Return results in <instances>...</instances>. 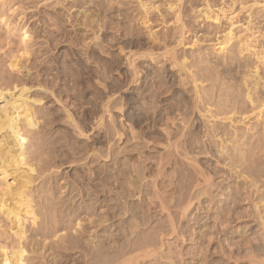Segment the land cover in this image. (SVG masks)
<instances>
[{
    "label": "bare ground",
    "instance_id": "1",
    "mask_svg": "<svg viewBox=\"0 0 264 264\" xmlns=\"http://www.w3.org/2000/svg\"><path fill=\"white\" fill-rule=\"evenodd\" d=\"M136 1L139 4L137 14L140 17L139 24H143L144 27L135 36L133 33L134 29L125 23H129V21L135 22L137 20L136 17L129 16L128 13L117 14V12V18H115L116 9L112 6V3V5H108L104 0H52V2L47 4L52 9L40 8L39 12L42 15L39 14L40 19L38 20H40L42 25L38 24V26L42 28L43 24H46L51 30L48 34L49 38L46 39V42L51 47L46 48L47 53L52 49H56L61 42H68L71 45L64 54L65 58L57 59L54 56H50L47 59H41V61H38L39 63L36 62L37 65L31 63L32 60H29L32 65H35V68L46 63L47 65L45 64L44 67H46L47 71H44V68V73L43 71L41 72L46 77L41 76V73L39 75L33 73L34 76L32 77V70L28 67L30 64L27 66L21 64L19 66L21 61L19 60V62L17 58L16 61L19 63L8 60L11 71H18L16 75L10 71V73L8 71L3 73L4 69L1 71L3 66L1 67L0 65V72H2V74L0 73V80H4L6 83L5 85L4 81H1L0 99L5 98L4 93L7 92V90L3 91L5 90L4 88L2 90V86H10L9 88L13 86L12 89L15 90L21 85L20 91L17 92V94L20 93L19 95L10 99L9 101L11 102H7L3 106L0 105L4 112V114L2 113L3 115H0V132L6 129L7 135L11 138L10 143H12L7 155L5 151L8 148L4 150L6 143L0 144V158H2L3 163L7 162V165H11L12 168L14 166L18 171L21 170V167L18 166L19 164L26 166V169L22 171V180L19 181L20 179H18L17 181V178H19L17 176L15 178L19 182L15 190L10 191V187L13 186L14 188V184L10 186L8 182L9 185H5L7 187L10 186L8 187L9 190L6 188V190H2L3 192L0 191V212H3L5 217L12 222V230L15 229L13 233L10 231L9 233L8 229L6 231L4 227L2 230L3 227L0 226V252H2L4 264H181L182 262L186 264L187 259L184 256L190 253L193 254L192 258H196L198 254H201L202 258L208 259L213 254L212 252L208 254L212 249L210 248L212 240V246L215 245L218 252L227 255L230 260L234 259L235 264H264V215H262L264 191L258 193L256 197L253 195L255 192H260V187L256 186L253 179L260 180V173L264 169L260 168V160L257 158L259 150L262 149L264 133H249L248 131L246 134H241L237 128L232 133L227 131L228 129L224 128L222 130L219 127V124H223V121L224 124L228 121L227 126L228 123L232 126L234 125L236 117L233 116L239 110H243L241 107L243 102H240V100H243L242 98L240 99L241 91L245 92L246 99L249 101L248 104H251L253 111H256L257 117L264 119L263 88L260 91L258 88L261 85L257 87L258 81L263 77L259 76L260 73L258 72V74L255 71L254 78L256 80L253 83L254 85L251 83L253 87H250L249 83L247 84V80L249 77L252 79L251 77L253 76H248V71V74L243 77L244 82L242 81L245 91L236 90V93L231 96L228 93V96V94L226 95L227 92L223 93V90L227 91L228 84L225 85L228 86L226 87L227 89H223L221 92L224 95L221 96L220 94L221 97H228L222 98L218 102H213V100L211 102V99H206L203 94L206 93L209 96L217 91L218 87H215L216 85H214L215 82L213 81H216V78L211 77L212 74L206 68L202 69L204 73L199 71L201 73V77H199V74L192 70L194 66L192 67V63L189 62V56L181 50L185 46L186 35V26L183 23L184 20H182L181 14L184 6L189 3L197 8L195 6L197 1ZM35 2L37 3L38 1ZM205 6H209V4ZM203 9L205 10V8ZM123 11L125 12L126 10ZM166 12L175 13L177 21L180 22L179 32L176 36L178 37L177 45L171 48H169L168 43L171 41L170 35L165 32L168 35L164 33L165 36L163 34L162 36L164 37L160 36V38L158 33L152 32L154 30H152L150 25V21L154 20L153 17L165 18ZM202 14L204 15L203 12ZM205 15L207 19L211 16L206 11ZM120 17H122V20L119 19ZM217 17L219 18L218 15ZM38 20L34 22L35 25ZM32 30H35L33 32L37 34L41 33L42 29L38 30L36 27ZM143 30H146V33L143 34ZM119 32L120 36L117 35ZM145 35H148V38ZM37 36L39 37V35ZM31 37L32 35L26 29L22 39L26 41V38L31 39ZM229 38L224 39V42L222 41L221 50L227 49V45L230 42ZM162 41L164 43V51L157 53L155 50L158 45H161ZM133 48H136L137 51H132ZM158 48L160 47L158 46ZM24 50L27 51L26 49ZM23 53L25 52L23 51ZM29 53H32L31 49ZM23 55L25 56L26 54ZM160 58L162 62L159 61ZM230 58H232L231 55ZM163 62H168L170 69L167 70ZM49 63L51 64L49 65ZM161 63L163 64L160 66L159 64ZM8 64L6 65L8 66ZM32 65L30 66L32 67ZM20 68H23L24 71L21 72L22 69ZM145 69H149L151 72L154 71L151 73L147 70V72L151 75L154 74L160 80L157 79L160 85H154L155 88L151 86L153 88L151 90L147 88L146 90L150 91H148V97L145 95L146 99L150 97L148 101L151 100L153 104L152 106L146 103L149 105L148 109L150 105V109L152 107L161 108L159 113L156 112L155 114L154 112L155 116L153 118V114L151 115L152 119L148 116L145 117L146 122L147 119L153 120L152 122L148 120V122H150V125L151 123L153 124L151 127L154 130L147 131V128L145 131L142 130L146 138L144 146L146 148L150 147V150L154 147L152 151L157 148L156 154L148 151V148L146 149L148 152L142 151L141 146L143 145L139 141H137L138 143L135 142V139L138 140L139 134L142 132L137 134L134 128H137L136 126L141 125L145 120L138 115V117L135 116L132 119V112L129 113L128 109H123L128 104V99L133 95L129 96L130 98L127 99L128 101L125 105V102L122 105L119 101L126 90L132 86L134 87L133 90H135V87L143 82L140 81L143 71L146 72ZM172 69L176 70L179 78L176 84L179 83L182 89L185 90L184 92L188 90L189 95L186 98L185 94L180 92V102H175L171 99L174 102L169 101L167 106L161 105L162 107H160L159 103L163 101H158L161 98L160 95L165 93L163 92L167 86L165 84L173 81L172 77L174 76L170 77L168 73ZM53 71L56 72L53 73ZM19 72L22 75H18ZM224 73V71H217L219 79ZM230 74L227 75L229 76ZM13 75L19 77L15 78ZM149 77L153 79L152 76ZM231 78L232 80L237 79L235 75L231 76ZM200 80L203 84L204 81H210L209 84L213 82L212 88L205 90V86H200ZM30 81H35L37 87L41 90L40 92L36 90L37 93L34 96H28L30 95L28 92L30 93V90L34 88V84L28 87ZM62 82L64 83L62 84ZM259 83L261 84V82ZM187 85L192 86L191 88L193 89L190 90ZM99 86L101 90L97 89ZM162 86H164V89L160 91ZM219 88L222 89L224 87ZM167 89L170 90L168 87ZM202 89L205 93H202ZM220 89L218 90L221 91ZM165 91L167 90L165 89ZM170 91H167V94ZM11 94L12 92L9 95ZM137 94L141 96L139 99L144 98V101V94L147 93L140 88ZM177 95L180 97L179 94ZM212 96L214 97V95ZM50 97L53 98V102L56 104L53 110L50 108L44 110L46 105L37 107L40 103H43L44 98L48 99ZM63 97L73 99L72 102L69 100L71 107L72 105L74 107L73 111L67 106L69 103V101L68 103L66 102L68 98L64 100ZM158 97L160 98L158 99ZM122 100L121 102H123ZM143 101L142 105H146L144 102L147 101ZM85 103L92 104L90 105V110L85 111V109L80 112L77 107H83ZM138 104H141V102ZM245 107L247 106L245 105ZM45 108L47 109V107ZM148 111L145 112L149 115ZM122 117L125 119L123 118V120ZM42 118L43 120L40 122ZM125 121L130 122L132 125L134 124V127L130 126V124H128V127ZM37 126L39 129L37 128L38 132H35L34 130L36 129L33 130V128ZM55 127H58L57 129L61 132L59 135L51 133ZM200 127H204V135L203 132H198ZM101 130H103V138L97 139L95 138L96 136H93L92 144L84 142L81 145L83 138L91 141V136L95 132L100 134ZM138 130L139 128H137ZM40 131L43 132L42 136L38 134ZM29 133L32 134L29 139L37 136L39 141L37 144L34 143L33 139H31L33 141L32 145L27 144ZM201 133L202 135H200ZM47 134H49V138L46 137ZM258 134L260 136H257ZM7 135L5 134V136ZM246 135L248 137L247 141H242L241 143V138ZM205 136L210 140V143L203 142ZM253 136H257L255 141H253L255 138ZM122 138L134 140L132 142L137 144H130L134 145L138 151H123V156H120L122 151L118 152L120 150H116L115 145L120 143ZM3 141L0 143H3ZM236 144L237 147L232 150V146ZM45 145L47 146L46 148ZM34 146L36 147L34 149L35 152L33 151L35 154L29 152V149ZM16 147L17 149L13 150ZM121 148L119 147V149ZM37 149L38 151L40 150L42 155L43 153L46 154L47 158L46 160L43 159L44 161L42 160L43 164H45V161L49 162L48 160H57V157H61L58 160H62V162L64 160L62 158H65L67 160L64 161L65 163L70 160L75 163L83 159L87 161L85 159L90 157L89 161L97 164L94 163L95 166L93 165L94 167L91 169L87 167L90 170L89 174V170L85 168L87 172L84 171L83 165V168L80 169L81 163L80 165L78 163L79 168L76 165V172L74 171V174H70L74 175V178L71 177L73 178L72 183L65 181L64 186L62 185L61 187H58L59 179L63 177L59 176L61 174L60 171L57 170L59 172L58 175V172L55 174L54 170L51 173L52 175L54 174L52 176L51 174L48 175L47 172L51 168L53 169L52 166L48 167L43 164L40 167L36 166L39 169L40 178H42L44 173L53 178V181H51L53 185L48 188L46 187L48 177L45 181L40 180L41 182L39 183L44 184L42 185L43 187H40L42 188L40 192L42 191L43 194L46 188V192L49 191L48 194L45 193L46 195H43V198L47 196L45 198L48 201L44 202V200L41 202L35 199L34 195L37 192L34 194L35 191L32 186L33 180H37L32 175V172L37 170L33 166L37 162L33 163L32 158L34 157L31 155H37ZM125 149L126 147L122 150ZM217 153L221 156L219 155L218 157ZM203 154H210L212 157L217 156V158L212 163L211 161L210 163L202 162L200 158ZM43 156L42 158L45 157ZM28 157L33 164H28ZM37 158L41 159V157ZM38 163H40V160H38ZM90 164L92 165L93 163L90 162ZM48 165L50 164L48 163ZM52 165H55V163ZM224 166L227 168L225 169ZM2 168L4 167L2 166ZM4 169H2V174L4 179L7 180L9 172L7 173L8 170ZM10 172L14 171L10 170ZM17 173L21 176L19 172ZM65 180H68V178ZM4 182L6 181L4 180ZM66 186L69 188L68 192L65 195H60V188H66ZM250 187H255V189L250 192L248 191ZM35 190L37 191V189ZM74 191L78 192L74 193ZM82 192L83 194L80 196L79 194ZM5 195L8 198L9 195L11 198L13 196V205L7 204L10 198L8 200L5 199ZM78 196L83 199L79 204L76 200ZM81 199L79 198V200ZM245 202L250 205L249 208L244 206ZM48 211L51 213L50 216L45 215ZM202 214H205L208 218L206 221H203L204 217H201ZM253 214H255L253 219H260L259 230L251 232L255 233V236H243L241 240L232 242L236 246L235 250H230L228 253L224 241L217 239V237L216 239L213 238L215 230L220 228L221 231L226 232L227 240L232 238L233 234H228L232 223L235 220L250 217ZM209 219L214 220V225L209 226ZM192 221L193 224H201L200 229L205 228L202 232L205 238H208L207 244L202 242V237H199L198 234L195 233L194 235L191 230ZM27 222H30L32 228H29L30 224L28 225L29 227H26ZM188 233L189 235H187ZM12 237L13 240L10 241V244H13L14 249L8 251L6 240H10ZM197 238H199V241L196 240ZM174 239L180 240L182 243L189 239L191 247L186 249L187 245H185L182 250H178L180 243H172L171 241ZM256 239L261 240L262 244H253ZM239 244L241 246L250 244L251 250L243 253V251H240L241 247L238 246ZM77 253L79 255L75 257L74 255ZM48 257L52 262H49ZM51 257L52 259H50Z\"/></svg>",
    "mask_w": 264,
    "mask_h": 264
},
{
    "label": "rangeland",
    "instance_id": "2",
    "mask_svg": "<svg viewBox=\"0 0 264 264\" xmlns=\"http://www.w3.org/2000/svg\"><path fill=\"white\" fill-rule=\"evenodd\" d=\"M35 1H38L37 3L35 2ZM193 1H197L196 2V4L198 3V5H199V7H198V5H196L195 4V2H193L194 4H195V6L197 7V8H195L194 7V5H190V3L188 4V5H186V6H184V9H183V11H182V14H181V18H182V20H184V22L183 23H185V26H186V29H185V31H186V35H185V46L183 47V48H181V50L182 51H184L188 56H189V62H191L192 63V70L193 71H196L198 74H199V77H201V73H199V71L200 72H202V69H204V68H206L207 70H209L210 71V74H212V76L211 77H213L214 79L216 78V81L215 80H213L215 83H214V85H216L215 87L217 88V93L215 94H212V95H214V97L212 96V95H207L206 93H205V91H203V89H202V93L204 92L205 94H203V95H205V97H206V99H211L210 101L212 102V100H213V102L215 101H217L218 102V100H221L222 98H226V97H228L229 96V94H230V96L232 95V94H234V93H236V90H243V91H245V89H244V84H243V77L246 75V74H248V71H249V74H248V76L249 75H252L253 77H251L252 79H250V77L248 78V82H247V84L249 83V85H250V87H253L252 86V84L254 83V81L256 80L255 78H254V75H255V71L259 74V76H261V77H263L264 78V0H206L207 2L205 3V0H193ZM204 1V2H203ZM50 2H52V0H48V1H46V0H0V65H1V71H3V69H4V71H3V73H5V72H11L12 74L13 73H15V75H16V73L18 72H16V71H11V68H9V64L8 63H10L9 61H15V62H18L19 60L21 61H19L20 62V64H19V66L22 64V65H28V64H30V65H32L31 63H33V64H36L37 65V63L36 62H38V61H41V59H47L48 57H50V56H54L55 58H57V59H63V58H65L64 57V54H65V52H67V50H68V48L69 47H71V45L68 43V42H61L59 45H58V47L56 48V49H52L49 53H47V49L48 48H51L50 46H49V44L46 42V39H48L49 37H48V34H49V32L51 31L50 30V28L46 25V24H43V26H42V28L41 27H39L38 26V24H40V25H42L41 23H40V20H38V19H40V15L39 14H41L42 15V13H40L39 12V10H40V8H47V9H52L51 7H49L47 4L48 3H50ZM104 2L106 3V4H108V5H110L111 3L113 4H111L113 7H115V15H114V17L115 18H117V14H124V13H128L129 14V16L131 15V16H134V17H136V19L137 20H135V22H130L129 21V23H125L127 26L129 25L130 27H132V29H134V35L136 36V33L139 31V30H142L143 29V27H144V25L143 24H139V20H140V17H139V15H137L138 14V8H139V4H138V2L136 1V0H104ZM46 4V5H45ZM208 5L209 4V6H205V5ZM202 5H203V7H202ZM193 8H192V7ZM205 6V7H204ZM186 7V8H185ZM211 7V8H210ZM202 8V9H201ZM203 8H205V10L203 9ZM206 8H208V10H206ZM210 8V9H209ZM186 9V10H185ZM201 9V10H200ZM211 9H212V11H211ZM118 10V11H117ZM122 12H121V11ZM123 10H126L125 12L123 11ZM199 10V11H198ZM222 10V11H221ZM205 11L209 14V16L211 17V19H210V17L207 19V17H206V15H205ZM118 12V13H117ZM201 12V13H200ZM202 12L204 13V15L202 14ZM211 12V13H210ZM117 13V14H116ZM38 14V15H37ZM166 14V17L165 18H162V17H153L154 18V20H153V18H152V22L150 21V25L152 26L151 28H152V30H154V31H152V32H156V33H158V36L160 37V36H162L165 32L166 33H168L169 35H170V37H171V41H169L168 43H169V48H171V47H174L175 45H177L176 43H177V40H178V37H176L177 36V34H178V32H179V28H180V22L179 21H177V15L175 14V13H172V12H166L165 13ZM36 15V16H35ZM137 15V16H136ZM175 15H176V17H175ZM217 15L219 16V18L217 17ZM139 17V18H138ZM214 18V19H213ZM120 20H122V17H120L119 18ZM164 19V20H163ZM218 19H220V20H217ZM36 20H38V23L35 25V21ZM123 21H125V20H123ZM9 26V27H8ZM19 27V28H18ZM23 27H24V29H23ZM38 28V30H41V33H34L35 32V30H32L33 28ZM8 28H10L9 30L11 31H9L8 30ZM15 30H14V29ZM44 28V29H43ZM142 28V29H141ZM28 30V33L29 34H31L32 35V37H31V39H28V38H26V41L25 40H23L22 38H23V34H24V31L25 30ZM69 29H71V28H69ZM14 30V31H13ZM47 30V31H46ZM23 31V32H22ZM34 31V32H33ZM42 31H46V32H42ZM30 32H32V33H30ZM142 32V31H141ZM143 34L144 33H146V30H143V32H142ZM141 33V34H142ZM165 33V34H166ZM36 34V35H35ZM165 34H164V36H165ZM168 34H166V35H168ZM228 34H230V35H228ZM37 35H39V37L37 36ZM44 35V36H43ZM47 37H46V36ZM117 35L118 36H120V32L119 33H117ZM164 36H162V38L164 37ZM232 38H231V37ZM46 37V38H45ZM145 37H147L148 38V35H145ZM229 38V40H230V42L228 43V45H229V48H228V45H227V49H225V50H221L220 48H221V45H222V41L224 42V39L225 38ZM161 38V37H160ZM226 38V39H227ZM28 39V40H27ZM225 39V40H226ZM176 41V42H175ZM8 42H9V44H8ZM197 42V43H196ZM7 43V44H6ZM48 44V45H47ZM250 44V45H249ZM26 45V46H25ZM163 45H164V43H163V41L161 42V45H158L160 48H162V49H160V48H158V46H157V48H156V50L155 51H157V53L159 52V53H161V51H164V48H163ZM171 45V46H170ZM29 46V47H28ZM47 46H49V47H47ZM246 46V47H245ZM249 46V47H248ZM25 47V48H24ZM26 47H28V48H26ZM248 47V48H247ZM26 49L27 51H25L24 49ZM44 48V49H43ZM47 48V49H46ZM245 50H243V49ZM30 49H31V52L32 53H29L30 52ZM77 50H79V49H77ZM23 51L25 52V53H23ZM132 51H134V52H136L137 51V49L136 48H133L132 49ZM229 51V52H228ZM242 51V52H241ZM116 53H117V51H115ZM258 53V54H257ZM23 54H26L25 56L23 55ZM21 55V56H20ZM22 55H23V57H22ZM30 55V56H29ZM230 55L232 56V58H230ZM18 56V57H17ZM15 57V58H14ZM234 57V58H233ZM6 58H7V60H6ZM16 58L18 59V61H16ZM20 58V59H19ZM29 58V59H28ZM40 58V59H39ZM23 59V60H22ZM39 59V60H38ZM3 60V61H2ZM9 60V61H8ZM27 60V61H26ZM31 61V63H30V61ZM36 60V61H35ZM11 61V62H12ZM159 61H161V58L159 59ZM18 62V63H19ZM162 62V61H161ZM23 63H25V64H23ZM39 63V62H38ZM164 63V62H163ZM163 63H161V64H159L160 66L163 64ZM2 64H4V65H2ZM6 64H8V66L6 65ZM45 64L46 63H44V64H42V66H37L38 68H35V65H32V67H34V68H32L30 65H28V67H29V69L30 70H32L31 71V73H32V77L34 76V74L35 75H39L42 71H43V69L45 68V70L44 71H47V69H46V67H44L45 66ZM51 63H49V65H50ZM47 65V64H46ZM164 66L166 67V69L168 70V69H170V66H169V64H168V62L167 63H164ZM6 67V68H5ZM32 69H31V68ZM228 67V68H227ZM8 68V69H7ZM150 68V67H149ZM20 69H22V71L21 70H19V71H21V72H23L24 71V69L23 68H20ZM39 70V72H38V70ZM225 69H226V71H225ZM231 70V71H229V70ZM41 70V71H40ZM146 70V72L145 71H143V75H142V78H141V81L140 82H142L139 86H140V88L141 89H143V90H145V93H147V94H144V96L146 95L147 97H148V94H149V92L148 91H150L151 89H153L151 86H153L154 88H155V86L157 85V86H159L160 85V82L158 83V81H157V79L159 80V78L158 77H155L154 76V74H150L149 72H151L149 69H145ZM147 70L149 71V72H147ZM221 70V71H220ZM44 71H43V73H44ZM217 71H219V72H225L224 73V75H220L221 77H220V79H219V74L217 75ZM227 71H229L228 73H227ZM232 71H233V73H232ZM9 72V73H10ZM21 72H19L18 73V75H20L21 74ZM56 71H53V73H55ZM154 71H152L151 73H153ZM253 72H254V74H253ZM1 74H2V72H0ZM34 73V74H33ZM43 73H41L40 75L41 76H44V77H46ZM145 73H147V74H145ZM168 73H169V75H170V77H172V76H174V77H172V79H173V81H174V79H176L175 80V82H169L168 84H165V85H167L166 87H165V89L167 90V91H170V93L168 92V94H167V91H165V89H164V86H162L161 87V89H160V91L161 90H163V92H165L164 93V95H163V97H162V95H160V97H158V99L160 98V100L158 101V102H160V101H163V102H160L158 105L160 106V107H162V106H167L169 103H167V102H169V101H175V102H180L181 101V95H180V92L181 93H183V94H185V96H186V98H188V95H189V92H184L185 90L184 89H182V86L179 84H176V82H177V80L179 79L178 78V75H177V72H176V70L175 69H172V70H170V71H168ZM175 75H174V74ZM202 73H204V71L202 72ZM232 75H231V74ZM250 73H252V74H250ZM1 74H0V79H1ZM150 74V75H149ZM227 74H230L229 76L231 77V76H233V75H235V77L237 78L236 80L235 79H233L232 80V78L230 79V77L227 75ZM15 75H13L15 78H18V77H16ZM22 75V74H21ZM227 75V77H225ZM117 76V75H116ZM145 76V77H144ZM149 76H152L153 77V79L151 78V77H149ZM218 76V77H217ZM39 78H41V77H39ZM219 80H218V79ZM263 78H260V80L258 81V85H257V87L258 86H260L258 89L260 90V91H262V89L261 88H263V94H264V79ZM148 79V80H147ZM151 79V80H150ZM156 79V80H155ZM171 79V80H172ZM230 80V81H229ZM253 80V81H252ZM263 80V81H262ZM4 81V80H0V84L2 83V82ZM155 81V83H153L152 84V82H154ZM160 81V80H159ZM234 81V82H233ZM243 81V82H242ZM33 82V81H32ZM31 81L28 83V87L30 86H32L33 84H34V88L32 89V90H30V93L28 92V94H30V95H28V96H34V94L35 93H37L36 92V90L38 91V92H40L41 90L37 87V85H36V82L34 81L33 83H32ZM202 81L200 80V86L201 87H203V86H205V90L207 89V88H212V86L211 85H213L212 83L213 82H211V84H209L210 83V81H204V84H203V82L201 83ZM259 82H261V84L259 83ZM3 83H5V81L3 82ZM64 82H62V84H63ZM145 83V85H143ZM149 83V84H148ZM152 85H151V84ZM171 83V84H170ZM173 83H175L174 85H172ZM224 83V84H223ZM225 83H227V84H225ZM252 83V84H251ZM229 84V85H228ZM2 85H4V84H2ZM5 85H6V83H5ZM16 85H17V83H16ZM155 85V86H154ZM169 85V86H168ZM171 85V86H170ZM210 85V86H209ZM218 85V86H217ZM225 85H228V86H225ZM232 87H231V86ZM254 85V84H253ZM263 85V86H262ZM139 86H137V87H135V90L137 89V88H139ZM143 86V87H142ZM145 86V87H144ZM188 87H190V90L191 89H193V88H191L192 86H190V85H187ZM209 86V87H208ZM10 87V86H9ZM8 86L6 87V86H2V90H3V88L5 89V90H3V91H6L7 90V92H5L4 93V95H5V98H2V99H0V105L1 106H3V104H5V103H7V102H11V101H9L10 99H12L13 97L15 98V96H17V95H19L20 93H18L17 94V92H19L20 91V89L19 88H21V85H20V87L18 86L15 90L14 89H12V87L13 86H11V88H9ZM167 87L168 88H170V90H168L167 89ZM173 87V88H172ZM219 87H224V88H222V89H220ZM226 87H228V89L226 88ZM0 88H1V86H0ZM36 88V89H35ZM97 88V87H96ZM132 88V89H131ZM130 89H128V90H126L125 91V93H123L121 96L123 97H121V99L119 100L120 101V103H122V105H123V103H124V105L126 104V102L128 101V104H126L125 106H124V108L123 109H128L127 111L129 112V113H131V116L133 115V118L132 119H134L135 118V116H139V117H141V118H143L144 120H145V117H150V119H152L154 116H155V114H156V112L157 113H159L160 112V109L161 108H159V107H157V108H154V107H152L151 109H150V107H151V105L153 106V104L151 103V100H149L148 101V99L150 98H148V99H146V96H145V100L144 101H147V102H144L143 101V99L142 98H140L139 99V97H141V96H139L138 94H137V92H138V90H140V88L139 89H137L136 91L135 90H133L134 89V87L132 86ZM150 89V90H146V89ZM184 88V87H183ZM230 88V89H229ZM235 88H237V89H235ZM10 89V90H9ZM97 89H99V90H101V87L99 86ZM175 89V90H174ZM181 89V90H180ZM188 89V88H187ZM218 89H220L221 91H219ZM223 89H227V91L226 90H223ZM14 90V91H13ZM133 92H132V91ZM182 90H183V92H182ZM209 90V89H208ZM222 90H223V93L225 92H227L226 93V95L228 94V96H224V97H221V96H223L224 94H222L221 92H222ZM12 92V94L11 95H9L11 92ZM130 91V92H129ZM147 91V92H146ZM173 91V92H172ZM233 92V93H232ZM8 93V94H7ZM33 93V94H32ZM174 95H173V94ZM245 93V92H244ZM242 91H241V93H240V99L242 98L243 100L241 101L240 100V102H243V104H244V106H243V104L241 105V107L243 108V110H239V112L235 115V116H233V117H236L235 118V120H234V125L232 126V125H230L229 123H228V126H227V122L228 121H226V123L224 124V121H223V124H219L220 126V129H222V130H224V128L225 129H228L227 131H231L232 133L234 132V130H235V128H237V130L241 133V134H246L248 131H249V133H252V132H256V133H259V134H263L264 133V119H261L260 117L258 118L257 117V115H256V111H255V113H253L254 111H253V109H252V107H251V104H248L249 103V101L246 99V96H245V94H244ZM7 94V95H6ZM128 94V95H127ZM135 94H137V96L136 97H134L133 98V96L135 95ZM177 94H179L180 95V97L177 95ZM220 94H221V96H220ZM13 95V96H12ZM132 97H131V96ZM207 95V96H206ZM243 95V96H242ZM7 96V97H6ZM9 96H11L10 98H8ZM127 96V97H126ZM131 98H130V97ZM165 96H167V97H165ZM174 96H175V98H174ZM220 96V97H219ZM242 96V97H241ZM138 97V98H137ZM179 97V98H178ZM217 97H219V98H217ZM64 98V97H63ZM66 99L68 98V100L66 101L67 103H68V101L70 100L71 102H72V100L69 98V97H65ZM65 98H64V100H65ZM128 98H130V99H128ZM134 100H133V99ZM165 98V99H164ZM178 98V99H177ZM213 98V99H212ZM6 99V100H5ZM47 99V98H46ZM45 98H44V100H43V103H40V105H38L37 107L39 108L40 106H42V107H44L45 105V107H47V109L44 107V110H48L49 108L50 109H54V107H55V102H53V98H48L47 100H46ZM123 99V100H122ZM125 99V100H124ZM128 99V100H127ZM138 99V100H137ZM142 99V100H141ZM171 99H173V100H171ZM208 99V100H209ZM121 100L123 101V102H121ZM139 100H141L140 102H141V104H138V103H140L139 102ZM168 100V101H167ZM177 100V101H176ZM179 100V101H178ZM46 101V102H45ZM52 101V102H51ZM70 101H69V103H68V105H67V103L65 102V104L68 106V107H70L69 109L70 110H74V107H73V105H72V107H71V103H70ZM132 101H134V102H132ZM142 101L144 102V104H146V103H149V104H151L150 105V107H149V109L151 110H149L148 109V106L149 105H142ZM167 103H165V102ZM173 101V102H174ZM51 102V103H50ZM130 102V103H129ZM131 102H132V104H131ZM136 102V103H135ZM47 103V104H46ZM163 103V104H162ZM43 104V105H42ZM73 104V103H72ZM135 104H137V105H135ZM166 104V105H165ZM229 104V103H228ZM37 105V104H36ZM51 105V106H50ZM53 105V106H52ZM85 106H83V107H77V108H79V110H80V112H83L85 109V111H88V110H90L89 108H91V106L90 105H92L91 103L89 104V103H85L84 104ZM89 105V106H88ZM135 105V106H134ZM162 105V106H161ZM245 105L247 106V107H245ZM49 106V107H48ZM131 106H132V108H131ZM147 106V107H146ZM240 106V105H239ZM129 107V108H128ZM134 107V108H133ZM146 107V108H145ZM244 107H245V109H244ZM72 108V109H71ZM145 108V109H144ZM130 109V110H129ZM135 109V110H134ZM140 109V110H139ZM156 109V110H155ZM159 109V110H158ZM82 110V111H81ZM132 110V111H131ZM139 110V111H138ZM149 110V111H148ZM153 110H155V111H153ZM138 111V112H137ZM145 111H148V113H150L149 115L147 114V112H145ZM245 113H244V112ZM0 115H3L4 114V112H3V110H2V107H0ZM137 112V113H136ZM145 112V113H144ZM153 112V113H152ZM154 112H155V114H154ZM3 113V114H2ZM134 113H136V114H134ZM243 114V115H241V114ZM153 114V115H152ZM143 115V116H142ZM151 115H152V118H151ZM231 116H232V114H230ZM137 116V117H138ZM229 116V115H228ZM124 117H122V119H123ZM125 119V118H124ZM123 119V120H124ZM150 119H147V122H146V120L141 124L142 125V127H141V125H135L137 128H139V130L137 131V128H134V130H135V132L137 133V134H139V132H142V130H144L145 131V129L147 130V131H151V129H152V127H151V125H153L152 123H151V125L149 124L150 122H148V120H150ZM236 119H237V122H236ZM260 119V120H259ZM42 120H43V118L40 120V122H42ZM122 120V121H123ZM151 122L153 121V120H150ZM126 122V121H125ZM235 122H236V124H235ZM132 123V122H131ZM148 125H147V124ZM64 124H66V123H64ZM128 124H130V122H126V125H128ZM67 125V124H66ZM134 125V124H133ZM132 124H130V126H133ZM139 126V127H138ZM128 127H129V125H128ZM134 127V126H133ZM149 127V128H148ZM38 126L37 127H34L33 128V130L34 129H36V130H34L35 132H38ZM58 127H55L52 131H51V133H53V134H57V135H59L61 132L59 131V129H57ZM140 128H141V130H140ZM201 128V129H200ZM199 128V130L200 131H198V132H203V135H204V127H200ZM41 129V128H40ZM152 130H154V129H152ZM258 130V131H257ZM144 131L142 132V133H140L139 134V139L141 138V140H143V141H141V140H136L135 139V142H137V141H139V143H141V145H143V146H141L142 148V151H144V152H148V151H152V149H154V147L153 146H151V147H153L151 150H150V147L147 149L146 148V146H144L145 145V143H144V141L146 140V138H145V134H144ZM226 131V130H225ZM6 132V133H5ZM230 132V133H231ZM3 133V134H2ZM98 133V132H97ZM103 130H101V132H100V134H96V132L94 133V135H92L91 136V141L89 140V139H87V138H83L82 139V143H81V145L84 143V142H89V144H92L93 143V136H96L95 138H103ZM231 133V134H232ZM5 134L7 135V131H6V129L5 130H2V132H0V142H2L3 140V143H0V144H5L6 143V145L4 146V150L5 149H7L5 152H6V155H7V151L9 150V148L12 146V143H10V140H11V138L7 135V136H5ZM30 134V133H29ZM38 134H40L39 136H42L43 135V132L42 131H40V133H38ZM257 135V136H260V135ZM32 134H30L29 136H28V139H29V137L31 136ZM74 135L75 136H77L76 135V133H74ZM142 135V136H141ZM200 135H202V133L200 134ZM100 136V137H99ZM256 136V137H257ZM4 137V138H3ZM46 137L47 138H49V134H47L46 135ZM255 136H253V138H254ZM256 137L254 138V140L253 141H255L256 140ZM7 138V139H6ZM34 138H36V139H34ZM34 138H31V139H33V141H34V143H38L39 141L37 140V136L36 137H34ZM124 138V137H123ZM122 138V140H123V142H122V140H121V142L120 143H117V144H119V145H115V147H116V150H120V151H118V152H134V151H138V149L136 150V148L134 147V145L135 144H137V143H133L134 142V140H125V139H123ZM127 138H129V137H127ZM252 138V139H253ZM31 139H29V141H27L28 143V145H30L31 143L33 144V141L31 140ZM86 139V141H84ZM247 139H248V137H247V135L245 136V137H243V138H241V143H242V141L243 142H246L247 141ZM31 140V141H30ZM89 140V141H88ZM201 140V139H200ZM37 141V142H36ZM80 141V140H79ZM125 141V142H124ZM129 142L128 144H126L127 142ZM133 141V142H132ZM205 141V142H204ZM203 142L204 143H210V140L207 138V136H205L204 138H203ZM121 143H123V144H121ZM130 143H132V144H134V145H131ZM143 143V144H142ZM26 144V143H25ZM26 144V145H27ZM31 144V145H32ZM99 145V144H98ZM97 145V146H98ZM121 145V146H120ZM129 145V146H128ZM206 145H208V144H206ZM6 146H8V147H6ZM36 146V145H35ZM33 147L32 149L30 148L29 149V152H32V153H34L35 151H34V149H36V147ZM128 146V147H127ZM132 146H133V148H132ZM47 146L45 145V148H46ZM94 147H96V145H94ZM119 147H122L121 149H119ZM126 147V149L125 150H122V149H124ZM130 147H131V149H130ZM237 147V144L236 145H233L232 146V150L233 149H235ZM246 147H247V145H246ZM255 147V146H254ZM103 148H105V147H103ZM118 148V149H117ZM13 149V148H12ZM17 149V147L16 148H14L13 150H16ZM127 149H129V150H127ZM135 149V150H134ZM148 151H147V150ZM157 149V148H156ZM153 150L152 151V153L154 154L155 152H157V150ZM31 150V151H30ZM133 150V151H132ZM34 151V152H33ZM121 152V154H120V156L122 155V154H124V152L122 153ZM37 155L40 153L41 154V152H40V150L38 151V149H37ZM135 153H137V152H135ZM35 154V153H34ZM40 154L37 156V155H31V156H33L34 158H32L31 156H29L30 158H32L33 160V163H38V160H40V163H36L35 165H33V166H35L34 168H36V166H38V167H40L44 162V160H46V154L45 153H43V155L45 156H43L42 154H41V156H40ZM156 154V153H155ZM218 155V157H219V153H217ZM91 155V154H90ZM36 156V157H35ZM42 156L44 157V158H42ZM123 156V155H122ZM202 156V155H201ZM200 156V157H201ZM217 156L215 157V156H211L210 154L209 155H206V154H203V156L200 158V160L202 161V162H209L210 163V161H211V163L212 162H214L215 161V158H217ZM221 156V155H220ZM28 157V158H29ZM37 157H41V159H38ZM27 159V162H29L28 164H33V163H31L32 161H31V159ZM61 157H57V160H53V161H50V160H48L49 162H47V161H45V164H43V165H45V166H48V167H53V169L51 168V170H53V171H51V170H48L47 172H48V175L49 174H51L52 172H54V170H55V174L58 172V171H60V175H59V172L57 173L59 176H63V177H61V179H59V182H58V187H61L63 184H65V181H70V183H72V181H73V178H74V175H70V174H74L76 171H75V169H76V167L77 168H79V166L77 165L78 163H79V165H80V163H81V165H80V169H82L83 167V170L84 171H86L85 170V168L86 169H88L87 167H89V169H91V168H93L94 166H95V164H97V163H95V162H92V161H89L90 160V157L89 158H86L85 160H87V161H84V159L83 160H80V161H78V162H74V161H72V160H70V161H68V163L66 162H64V161H67V160H65V158H62V159H64L63 160V162H62V160H58V159H60ZM257 158H259V160H260V163H259V166H260V168H264V139H263V142H262V149H260L259 150V153L257 154ZM38 159V160H37ZM44 159V160H43ZM29 160V161H28ZM36 160V161H35ZM43 160V161H42ZM92 160V159H91ZM222 160V159H221ZM84 161V162H83ZM47 162V163H46ZM51 162V163H50ZM52 162H54L55 163V165H52V164H54V163H52ZM58 162H59V165L61 164V166H59L58 165ZM72 162V163H71ZM85 162H86V164H85ZM90 162L91 163H93L92 165L90 164ZM5 163H6V165H5ZM5 163H3L2 162V158H0V191L1 192H3L4 190H6V188H7V190H9V188L8 187H10V186H12L13 184H14V188H13V186L12 187H10L11 189H10V191H12V190H15L16 189V187H17V185L19 184V182H17L18 181V179H20L19 181H21L22 180V171L23 170H25L26 169V166H23V164H19L18 166L19 167H21V170H16V168L13 166V168L11 167V165H7V162H5ZM48 163L50 164V165H48ZM83 163V164H82ZM95 163V164H94ZM4 164V165H3ZM9 164V163H8ZM40 164V165H39ZM47 164V165H46ZM85 164V165H84ZM56 165H57V167H56ZM77 165V166H76ZM82 165H83V167H82ZM88 165V166H87ZM92 166V167H90V166ZM94 165V166H93ZM2 166L5 168H2ZM6 166V167H5ZM9 166V168H7ZM76 166V167H75ZM86 166V167H85ZM38 167L36 168L37 170H35V172H32V175H33V178H34V176L37 178V180H33V183L35 184H33L32 183V186H33V190L35 191H33L34 192V194L37 192V194H38V196H37V194H35L34 196L36 197L35 199L37 200V201H44V202H46V198H47V196H44V198H43V195L46 193V194H48L49 193V191L48 192H46L47 191V188L48 187H50L51 185H53L52 184V182L51 181H53V178L51 177V176H47V174H43L42 175V178H40L41 176L39 175V169H38ZM59 167V168H58ZM225 167V166H224ZM12 168V169H11ZM56 168H58V169H56ZM221 168H222V165H221ZM227 167H225V169H226ZM2 169H4V170H8L7 171V173L9 174V176L7 177V180L6 179H4V175L2 174ZM12 170V171H14V172H10V170ZM88 169V170H89ZM16 170V171H15ZM58 170V171H57ZM38 171V172H37ZM75 171V172H74ZM17 172H19V174H21V176L20 175H18V173ZM46 172V173H47ZM50 172V173H49ZM87 172V171H86ZM11 173H14V174H11ZM38 173V174H37ZM88 173L90 174V170L88 171ZM17 174V175H16ZM36 174V175H35ZM91 174H93V173H91ZM38 175H39V177H38ZM52 175V174H51ZM54 175V174H53ZM52 175V176H53ZM13 176H15L14 178H13ZM19 177V178H17V177ZM48 177V178H47ZM71 177H73V178H71ZM15 178H17V181H16V179ZM36 178H34V179H36ZM47 178V180H46V190L45 191H43L44 193L42 194V191L40 192V190L42 189V188H40L42 185H44V184H41V183H39V182H41L42 180L43 181H45V179ZM68 178V180H65V179H67ZM71 178V179H70ZM14 179V180H13ZM50 179V180H49ZM4 180L6 181V182H4ZM41 180V181H40ZM49 180V181H48ZM254 180V183L256 184V186L257 187H260V192H255L253 195H254V197H256L257 195H258V193H261V191H264V169L262 170V172L260 173V180H256V179H253ZM36 181V182H35ZM8 182L10 183V186H6L7 184H8ZM49 183V185H48V183ZM43 183V182H42ZM51 183V184H50ZM6 184V185H5ZM40 184V185H39ZM9 185V184H8ZM36 186V187H35ZM64 186V185H63ZM68 186V185H67ZM67 186H66V188L65 187H62V189L60 188V195H65L66 194V192H68L67 190H69V188H67ZM43 187V186H42ZM38 188H40L39 190H38ZM35 189H37V191L35 190ZM255 189V187H250V188H248V191H252V190H254ZM3 190V191H2ZM40 192V193H39ZM76 192H78V191H76ZM75 191H74V193H76ZM59 193H58V195H59ZM61 193H64V194H61ZM42 194V195H41ZM45 194V195H46ZM78 194V193H77ZM82 194H83V192L81 193V194H79L80 196H82ZM40 195V196H39ZM80 196H78V197H76V200H77V203L79 204V203H81L82 201H83V199H81V197ZM7 197V198H6ZM46 197V198H45ZM10 198V200H8ZM9 198H8V196L7 195H5V199H7L6 201H7V204L8 205H13V201H12V198H13V196H12V198L10 197V195H9ZM79 198L81 199V200H79ZM79 200V201H78ZM48 201V200H47ZM258 201V200H257ZM244 206L245 207H250V205H248L247 204V202H245V204H244ZM101 210V209H100ZM262 215H264V208H262ZM48 213H49V215H48ZM47 214V215H46ZM50 212L48 211V212H46L45 213V215L46 216H50ZM255 214H253L252 216H250V217H246V218H242V219H239V220H235L233 223H232V227L230 228V230H228V234H233V237L232 238H229L228 240H227V235H225V233L226 232H224V231H221V228L220 229H216L215 230V234H214V237L213 238H215L216 239V237H217V239H222L223 241H224V243H225V245H226V249L228 250V253H229V251L230 250H235L236 249V246H234L233 245V243L232 242H237V241H239V240H241L242 239V237L243 236H247V235H250L251 237L252 236H255V233H251L252 231H258L259 230V227H260V225H261V222H260V219L259 218H257V219H253V216H254ZM204 217V219H203V221H206L208 218L206 217V215L205 214H202L201 215V217ZM202 217V218H203ZM0 226L1 227H3L2 228V230L4 229V227H5V229H6V231H7V229H8V232L10 231V232H14L15 231V229H13L12 230V228H13V225H12V222L9 220V219H7V217H5V215L3 214V212H0ZM66 219H68V217H66ZM10 221V222H9ZM208 222H209V226L211 225H214V220L213 219H209L208 220ZM11 223V224H10ZM2 224H3V226H2ZM30 224V222L28 223L27 222V224H26V227L28 226ZM191 224H193V221L191 222ZM200 225L201 224H193V226H192V231L194 232V235H195V233L196 234H198V236L199 237H202V242L203 243H206L207 244V241H208V238L206 239L205 238V236H204V233L202 232L205 228H203V229H200ZM30 226V227H29ZM28 227L29 228H32V226H31V224L29 225ZM115 228V227H114ZM0 230H1V228H0ZM5 231V230H4ZM9 232V233H10ZM29 234V233H28ZM187 235H189V233L187 234ZM197 236V235H196ZM197 236V237H198ZM195 237V236H194ZM11 240H13V237L10 239V240H6V242H7V244H6V247L8 248L7 250L8 251H11V250H13L14 249V246H13V244H10V241ZM196 240H198L199 241V238H197ZM172 243H180V247L178 248V250L179 249H183L184 248V246L185 245H187V247H186V249L187 248H190L191 247V242H190V240L188 239L186 242H184V243H182L180 240H176V239H174V240H172L171 241ZM256 243H258V244H262V241L261 240H258V239H256V240H254V242H253V244H256ZM212 244H213V240H212V242H211V244H210V248H212L211 249V251L210 252H208V254H210L211 252L213 253L208 259L206 258V259H204V258H202V256H201V254H198L197 256H196V258H192V256H193V254L192 253H190V254H186L184 257L187 259V261H186V264H235L234 263V259H229L228 257H227V255H224V254H222L221 252H218V250L215 248V245L214 246H212ZM239 247H241V249H240V251H243V253H246V252H249L250 250H251V248H250V244H247V245H238ZM49 253V252H48ZM79 254L77 253V254H75L74 256L76 257V256H78ZM46 256H48V254H46ZM8 257H9V255L7 256V259H8ZM50 259H52V257L50 258ZM48 260H49V257H48ZM205 260V261H204ZM51 260H49V262H50ZM52 262V261H51ZM0 264H4V261H3V257H2V252H0ZM181 264H184L183 262L181 263ZM248 264V263H247Z\"/></svg>",
    "mask_w": 264,
    "mask_h": 264
}]
</instances>
